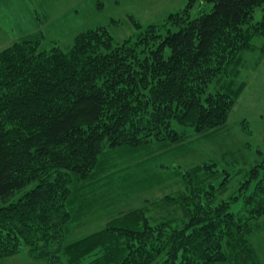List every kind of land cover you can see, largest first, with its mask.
I'll list each match as a JSON object with an SVG mask.
<instances>
[{
  "label": "trees",
  "instance_id": "obj_1",
  "mask_svg": "<svg viewBox=\"0 0 264 264\" xmlns=\"http://www.w3.org/2000/svg\"><path fill=\"white\" fill-rule=\"evenodd\" d=\"M263 4L188 0L162 23L132 21L139 32L119 42L97 26L66 48L44 47L39 30L1 49L0 257L25 252L45 264L256 263L247 237L264 215V168L237 211L231 207L239 197L216 204V194H202L196 181L194 194L184 197L192 208L180 199V227L151 224L134 212L70 244L65 232L79 217L71 204L88 195L80 185L102 174L109 153L122 156L153 142L171 149L186 138L172 122L201 135L222 128L244 86L235 81L241 56L255 48L249 32L264 38V16L254 21Z\"/></svg>",
  "mask_w": 264,
  "mask_h": 264
},
{
  "label": "rangeland",
  "instance_id": "obj_2",
  "mask_svg": "<svg viewBox=\"0 0 264 264\" xmlns=\"http://www.w3.org/2000/svg\"><path fill=\"white\" fill-rule=\"evenodd\" d=\"M188 0H0V50L12 41L39 30L42 45L70 46L76 35L97 26H105L115 41L133 38L141 27L167 20L169 13L182 9ZM201 4H199V7ZM209 8L208 6L205 7ZM198 8L191 11L197 13ZM264 16V4L255 11L254 21ZM254 49L241 56L235 81L244 86L222 128L208 134H195L176 122L172 126L186 131V138L171 149H159L153 142L134 153L108 155L104 171L80 185L86 200H75L73 216L66 225L67 244L114 224L134 212L149 223L168 221L183 225L181 198L192 196L196 181L204 186V195L216 194L217 202L232 204L237 211L244 195L255 190L264 168V38L252 35ZM262 48V49H261ZM214 85L210 86L213 90ZM188 133V135H187ZM257 168L256 180L249 173ZM250 183L247 192L243 188ZM82 198V197H81ZM183 205L192 208L190 202ZM81 208L82 210H79ZM247 237L254 264H264V215ZM97 250L89 254L91 259ZM0 264H45L25 252L1 256Z\"/></svg>",
  "mask_w": 264,
  "mask_h": 264
}]
</instances>
